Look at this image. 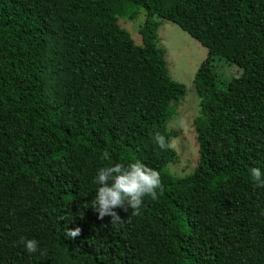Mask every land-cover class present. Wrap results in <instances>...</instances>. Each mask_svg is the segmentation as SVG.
Listing matches in <instances>:
<instances>
[{
	"label": "trees",
	"instance_id": "1",
	"mask_svg": "<svg viewBox=\"0 0 264 264\" xmlns=\"http://www.w3.org/2000/svg\"><path fill=\"white\" fill-rule=\"evenodd\" d=\"M140 9L137 45L118 18ZM159 18L207 48L193 80L198 158L182 177L165 171L175 150L154 142L169 140L186 93L157 46ZM215 58L233 68L225 83ZM137 160L163 192L140 216L114 209L125 221L112 226L91 208L97 171ZM253 167L264 171V0H0V264H264Z\"/></svg>",
	"mask_w": 264,
	"mask_h": 264
},
{
	"label": "rangeland",
	"instance_id": "2",
	"mask_svg": "<svg viewBox=\"0 0 264 264\" xmlns=\"http://www.w3.org/2000/svg\"><path fill=\"white\" fill-rule=\"evenodd\" d=\"M144 17L145 13L140 9L134 18H118V24L130 33L137 45L142 44L139 28ZM159 21L157 46L164 50L168 74L171 79L186 86L185 95L170 104L167 122L169 140L176 138L178 143L172 160L165 166V171L182 177L192 172L198 158L194 119L200 112L201 98L196 94L193 80L207 55V48L172 21L165 18H159ZM212 65L217 79L225 83L233 68L218 58L213 60Z\"/></svg>",
	"mask_w": 264,
	"mask_h": 264
},
{
	"label": "clouds",
	"instance_id": "3",
	"mask_svg": "<svg viewBox=\"0 0 264 264\" xmlns=\"http://www.w3.org/2000/svg\"><path fill=\"white\" fill-rule=\"evenodd\" d=\"M154 142L161 150H174L178 140H168L160 132L154 134ZM102 159H110L108 151L102 153ZM251 178L257 187L264 188V171L258 167L251 169ZM98 185L91 208L98 213V218L103 220L106 216L111 217L112 226L122 224L120 215L114 209L120 208L125 212L131 209L130 216H140L146 197L152 200L162 194L163 184L160 172L141 161H135L125 165H114L98 169L94 181ZM129 216V218H130ZM82 229L74 230L66 228L65 238L75 239L81 235ZM21 243L29 254L40 251L39 242L36 239H23Z\"/></svg>",
	"mask_w": 264,
	"mask_h": 264
},
{
	"label": "crops",
	"instance_id": "4",
	"mask_svg": "<svg viewBox=\"0 0 264 264\" xmlns=\"http://www.w3.org/2000/svg\"><path fill=\"white\" fill-rule=\"evenodd\" d=\"M141 45V44H140Z\"/></svg>",
	"mask_w": 264,
	"mask_h": 264
}]
</instances>
